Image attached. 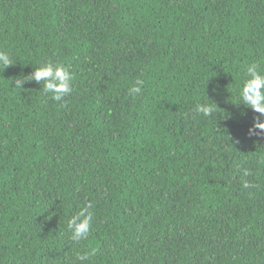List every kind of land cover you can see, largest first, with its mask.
Masks as SVG:
<instances>
[{"label":"trees","instance_id":"1","mask_svg":"<svg viewBox=\"0 0 264 264\" xmlns=\"http://www.w3.org/2000/svg\"><path fill=\"white\" fill-rule=\"evenodd\" d=\"M0 50V264H264V137L237 105L264 0H0ZM49 60L62 101L14 86Z\"/></svg>","mask_w":264,"mask_h":264},{"label":"clouds","instance_id":"2","mask_svg":"<svg viewBox=\"0 0 264 264\" xmlns=\"http://www.w3.org/2000/svg\"><path fill=\"white\" fill-rule=\"evenodd\" d=\"M13 64L10 54L6 50H0V69H5ZM243 75L244 80L239 88V103L237 105H244L258 114L248 131L250 135L264 137V71L256 62H252L245 66ZM73 80L74 76L66 65L49 60L35 67L29 75L22 79H15L14 86L22 88L25 83L30 81L39 84L43 82L42 91L49 94L54 101L59 102L73 92ZM144 83V80L137 79L129 88V95L132 97L139 96L143 91ZM216 108V103L213 105L203 101L196 103L194 112L203 117H211L216 112ZM237 170L240 171V169ZM250 175L249 171H242L241 184L243 189L256 187L247 179ZM93 207L92 202L85 203L81 210L67 221V229L73 241L79 242L88 237L94 217ZM92 255H95V249L85 251L82 254L78 253L76 259L83 262Z\"/></svg>","mask_w":264,"mask_h":264}]
</instances>
